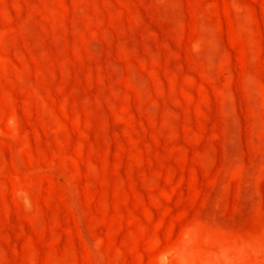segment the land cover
<instances>
[{
	"label": "rangeland",
	"instance_id": "374dc122",
	"mask_svg": "<svg viewBox=\"0 0 264 264\" xmlns=\"http://www.w3.org/2000/svg\"><path fill=\"white\" fill-rule=\"evenodd\" d=\"M0 264H264V0H0Z\"/></svg>",
	"mask_w": 264,
	"mask_h": 264
}]
</instances>
